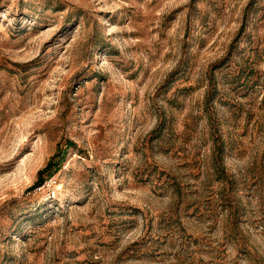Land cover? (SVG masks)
Here are the masks:
<instances>
[{"label":"rangeland","instance_id":"obj_1","mask_svg":"<svg viewBox=\"0 0 264 264\" xmlns=\"http://www.w3.org/2000/svg\"><path fill=\"white\" fill-rule=\"evenodd\" d=\"M0 264H264V0H0Z\"/></svg>","mask_w":264,"mask_h":264},{"label":"trees","instance_id":"obj_2","mask_svg":"<svg viewBox=\"0 0 264 264\" xmlns=\"http://www.w3.org/2000/svg\"><path fill=\"white\" fill-rule=\"evenodd\" d=\"M60 155V152L57 151L53 156H51L44 167L38 171L35 186L43 183L45 175L52 176V174H55L62 167Z\"/></svg>","mask_w":264,"mask_h":264}]
</instances>
